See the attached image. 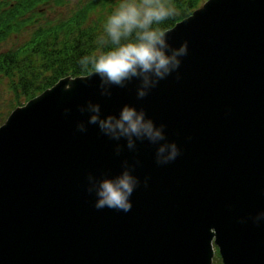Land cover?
Segmentation results:
<instances>
[{"label": "water", "instance_id": "1", "mask_svg": "<svg viewBox=\"0 0 264 264\" xmlns=\"http://www.w3.org/2000/svg\"><path fill=\"white\" fill-rule=\"evenodd\" d=\"M165 31L188 53L143 99L136 78L107 97L98 76L66 75L0 124V264H213L215 246L223 264H264V0H204ZM89 100L104 117L143 108L180 155L160 165L147 139L77 131ZM125 160L131 210L96 209L89 174Z\"/></svg>", "mask_w": 264, "mask_h": 264}, {"label": "clouds", "instance_id": "2", "mask_svg": "<svg viewBox=\"0 0 264 264\" xmlns=\"http://www.w3.org/2000/svg\"><path fill=\"white\" fill-rule=\"evenodd\" d=\"M177 15L178 9L172 0H120L107 17L102 34L96 38L97 50L79 60L81 71L98 76L100 95L107 97L112 95L111 86L123 88L134 78L139 79L137 98L143 99L160 80L179 69L181 57L188 53L186 43L173 48L169 44L167 32L159 27ZM64 111L68 114L71 109L65 108ZM79 111L91 113L87 124L82 120L77 123L79 132H87L88 124L97 125L101 133L110 139L119 141L126 138L129 150L136 149L137 140L147 139L159 145L156 162L160 165L170 163L180 155L177 143L166 141V125L162 123L157 126L152 118H146L143 108L138 110L134 105L126 104L118 116L109 114L104 117L101 115L100 103L89 100L86 105H80ZM122 147L119 144L116 146L117 155ZM134 167L125 160L123 172L115 177L105 176L97 180L89 174L88 192L96 194V209L131 210L130 197L140 184L139 178L133 174ZM147 182L146 177L145 186ZM252 219L259 224L264 220V211Z\"/></svg>", "mask_w": 264, "mask_h": 264}, {"label": "trees", "instance_id": "3", "mask_svg": "<svg viewBox=\"0 0 264 264\" xmlns=\"http://www.w3.org/2000/svg\"><path fill=\"white\" fill-rule=\"evenodd\" d=\"M45 1L48 0H0V42L5 40L13 29L17 30L26 24L28 18L33 19V12H37V6ZM55 1L62 4L65 0ZM203 1L172 0L178 9V15L164 21L159 27L163 30L172 27ZM105 4L103 2V5ZM97 8V1L92 0L79 6L68 18L54 20L47 15L44 21L34 27L27 40L13 48L0 50V75L10 78L11 101L7 105L14 108L24 103L66 75L88 74L81 71L79 60L97 50L96 38L102 34L103 27L98 30L97 26L85 25L89 14ZM30 10V14L24 16ZM113 11L114 8L110 7V14ZM21 20L24 22L21 23ZM14 21L21 22L16 26ZM2 109L0 107V115ZM216 254L218 264H222L217 248Z\"/></svg>", "mask_w": 264, "mask_h": 264}, {"label": "rangeland", "instance_id": "4", "mask_svg": "<svg viewBox=\"0 0 264 264\" xmlns=\"http://www.w3.org/2000/svg\"><path fill=\"white\" fill-rule=\"evenodd\" d=\"M92 0H65L62 4L56 3L55 0H48L40 5L37 6L39 10L44 11L43 13H40L39 10H36L37 12H33V19L27 20L26 24L22 25L19 29L14 30L6 37L5 40L0 42V50L13 48L18 44H21L24 40H27L34 29L35 26L40 21H44L47 15L49 18L58 20L59 18L69 17L72 13L75 12V10L82 6L83 4H86L87 2H90ZM97 1V9H95L93 12L89 14V17L87 18L85 25H94L97 26L98 30H101L103 27L107 17L110 15L109 8L112 7L115 8L118 6L120 0H114V1H108L105 0H96ZM103 2L106 4L103 5ZM39 4V3H38ZM44 9V10H43ZM30 11H27L24 16L29 15ZM21 17H23L21 15ZM22 21V20H21ZM21 21H14L16 23V26ZM22 21L21 23H23ZM9 81L10 78L6 75H0V107L2 109V113L0 115V124L5 120L8 113L13 109V107H10L7 105L10 104V96L11 91H9ZM24 101V99H22ZM1 112V110H0ZM216 253L213 258V264H218L216 260Z\"/></svg>", "mask_w": 264, "mask_h": 264}]
</instances>
